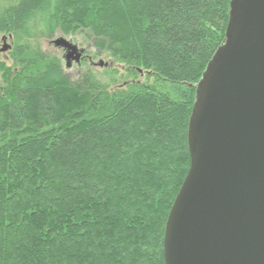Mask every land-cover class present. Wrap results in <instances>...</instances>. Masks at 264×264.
<instances>
[{
	"label": "trees",
	"instance_id": "trees-1",
	"mask_svg": "<svg viewBox=\"0 0 264 264\" xmlns=\"http://www.w3.org/2000/svg\"><path fill=\"white\" fill-rule=\"evenodd\" d=\"M231 2L0 0V39L87 31L97 55L156 81L111 90L15 49L21 70L0 88V264H165L197 87Z\"/></svg>",
	"mask_w": 264,
	"mask_h": 264
},
{
	"label": "water",
	"instance_id": "water-1",
	"mask_svg": "<svg viewBox=\"0 0 264 264\" xmlns=\"http://www.w3.org/2000/svg\"><path fill=\"white\" fill-rule=\"evenodd\" d=\"M52 44L65 50L67 68L81 63L84 50L72 40ZM188 148L165 264H264V0H232L225 42L197 87Z\"/></svg>",
	"mask_w": 264,
	"mask_h": 264
},
{
	"label": "rangeland",
	"instance_id": "rangeland-1",
	"mask_svg": "<svg viewBox=\"0 0 264 264\" xmlns=\"http://www.w3.org/2000/svg\"><path fill=\"white\" fill-rule=\"evenodd\" d=\"M7 36V43L11 45L12 51L9 52H1L3 48V41L2 37L0 39V88L2 89L5 84L4 80L6 78L7 72L6 69L12 70V73L17 74V71L21 70V66L19 65V62H15L12 58V53L15 51V49L20 46L23 49L28 50V57H25L26 59H34V55L41 51L45 56H47V59H52L54 57H59L61 60L63 69L65 70V73L71 78L72 81H78L82 75L90 71L95 77H97L99 80H101L103 83L107 84L111 90L120 88L121 90H126L130 84H133L134 82H138L142 86L144 85H154L155 79L151 75H148L146 73H141V75H135L134 73H131L129 71H126L125 69H122V67L119 65L120 63H117L114 61L115 59L111 57L108 53H102L100 56L97 55L98 50L94 47V42L92 38L90 37L89 33L87 31H78L72 36H67L69 39H71L73 42L78 43L80 47L85 48L86 50L90 51L92 50V55L94 58V61L98 63L100 60H103L105 62H112V67H101L98 65L91 64L88 60L81 61V64L78 66V64H74L71 66V68L66 69V63L62 60V51L58 49L57 46L51 44V41L60 38L62 35L58 34L52 39H41V40H27L23 39L21 37H17L14 35H5ZM13 75H11V78L13 79Z\"/></svg>",
	"mask_w": 264,
	"mask_h": 264
},
{
	"label": "flooded vegetation",
	"instance_id": "flooded-vegetation-1",
	"mask_svg": "<svg viewBox=\"0 0 264 264\" xmlns=\"http://www.w3.org/2000/svg\"><path fill=\"white\" fill-rule=\"evenodd\" d=\"M61 37H65L66 39H69V37H66V36H61ZM69 40H71V39H69ZM52 42L53 41H51V44H52ZM75 43V42H74ZM75 44H77L78 45V47L80 48V49H83L84 50V53H83V56H82V60L81 61H85V60H88L91 64H93V65H96L97 63L94 61V58H93V55H92V50H90V51H88V50H86L85 48H83V47H80L79 46V44L78 43H75ZM11 49H12V47H11ZM10 49V51H12ZM59 50H61L63 53H62V60L67 64V61L65 60V50L64 49H62V48H58ZM7 52H9V51H7ZM81 64V63H80ZM80 64H78V66L80 65ZM71 68V67H70ZM66 69H69V67L67 68L66 67ZM64 72H65V70H64Z\"/></svg>",
	"mask_w": 264,
	"mask_h": 264
}]
</instances>
